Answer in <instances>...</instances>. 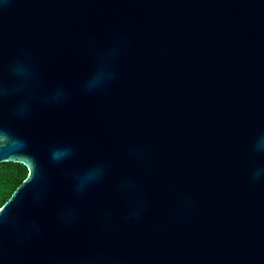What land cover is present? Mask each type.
Listing matches in <instances>:
<instances>
[{"label": "water", "instance_id": "obj_1", "mask_svg": "<svg viewBox=\"0 0 264 264\" xmlns=\"http://www.w3.org/2000/svg\"><path fill=\"white\" fill-rule=\"evenodd\" d=\"M122 44L118 78L93 93L83 84L98 56ZM17 61L40 76L39 96L62 87L61 104L23 96L0 104L5 130L27 141L29 175L17 228L0 230V264H264V0H0V78ZM75 155L55 164L50 152ZM130 149H139L137 160ZM108 173L81 196L73 173ZM130 178L147 207L132 218L118 191ZM36 193L41 200L34 199ZM72 210L75 218H64ZM35 224L38 230L31 226Z\"/></svg>", "mask_w": 264, "mask_h": 264}, {"label": "clouds", "instance_id": "obj_2", "mask_svg": "<svg viewBox=\"0 0 264 264\" xmlns=\"http://www.w3.org/2000/svg\"><path fill=\"white\" fill-rule=\"evenodd\" d=\"M121 49L122 44L117 43L108 51L98 56L94 70L84 81V91L93 93L104 89L118 78V74L112 65L113 62L118 59ZM9 72L13 77L11 83H5V81L0 78V104L3 103L6 97L23 96V99L15 108L14 114L18 119H25L28 117L32 109V102L37 98H39L40 102L43 104H61L69 98V94L62 87L56 88L48 95L39 96V73L32 65L24 61H17L10 67ZM27 147L26 140L5 130L2 123H0V154L5 152L24 153ZM129 151L133 158L140 161L143 160V153L139 149H130ZM253 151L264 153V135L257 138L253 146ZM74 155L75 150L71 147H57L51 150L50 159L55 164H62L71 159ZM28 159L31 160V164L29 166V180L27 183L31 181H35L37 184L42 183L45 179L43 171L36 164L34 157L29 156ZM107 173V166L103 163H97L82 171L73 173L72 180L74 191L81 196L87 194L94 186L104 181ZM262 177H264V168H256L252 173V180H259ZM118 191L121 195L129 198L132 205L130 216L138 219L147 207L146 202L138 200L140 186L134 180L125 178L120 182ZM14 199L15 197L9 203L0 205V230L6 225H13L17 228L25 227L18 223L16 212V209L22 205V199L17 200L12 209L9 208V205ZM34 199L39 202L41 200V194L36 193ZM64 218L74 219L75 212L68 210L62 217V219ZM31 227L34 230H38V226L35 224Z\"/></svg>", "mask_w": 264, "mask_h": 264}, {"label": "trees", "instance_id": "obj_3", "mask_svg": "<svg viewBox=\"0 0 264 264\" xmlns=\"http://www.w3.org/2000/svg\"><path fill=\"white\" fill-rule=\"evenodd\" d=\"M28 169L21 163L0 164V205H3L27 178Z\"/></svg>", "mask_w": 264, "mask_h": 264}]
</instances>
